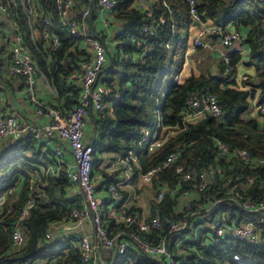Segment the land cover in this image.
Segmentation results:
<instances>
[{"label":"trees","instance_id":"16d2710c","mask_svg":"<svg viewBox=\"0 0 264 264\" xmlns=\"http://www.w3.org/2000/svg\"><path fill=\"white\" fill-rule=\"evenodd\" d=\"M4 1L9 3L26 44L37 57L40 67L47 73L59 95L67 96L68 102L74 103L80 90L75 85L68 86L66 78L73 70H77L76 64L80 55H83L80 62L86 60L83 51L72 50L81 37L69 34L61 22L55 0H32L40 29H44L41 16L50 15L52 24L49 30L57 34L61 41V47L52 64L45 66L46 61L32 43L28 14L21 0ZM118 1L113 12L117 19L125 23L124 31L121 35L118 33L115 54L110 57L107 55L108 60L112 59L111 67L103 69L98 76V82L106 84L109 90L105 100L110 103L113 115L93 117L95 131L99 133L98 141L93 143L94 154L97 149L121 151L124 155L131 150H138L142 128L147 127V120L152 119L151 113H147L148 103L155 102V98L162 96L163 104L160 109L164 123L182 127L184 111L191 98L200 93H213L217 95L222 107L220 118L206 114L203 119L188 123L185 129L176 130V135L167 140L157 152L147 154L146 151H139L143 172L163 163L171 152H180L178 158L152 180L156 187L163 188L167 185L168 190H176L177 194L164 195L152 215L159 212L164 231L182 215L175 212L173 207L177 203L178 192L189 188L193 182L180 184L182 188L177 190V166L182 165L195 174L212 166L217 170L215 183L195 200L193 209L209 205L210 221L220 212L227 216L229 222L240 224L250 221L253 215L234 203L223 200L213 205L212 202L225 197L227 188L233 186L230 184L233 180H236V189L244 197L263 199L264 163L252 166L239 159L227 160L220 155L215 142L217 140L232 148H240L251 157L264 161V113L259 114L263 118L262 123L258 118L248 116L253 100H264V10L259 7L258 0H197V12L203 22H213L223 31L229 28L244 31L248 52L244 57L231 53V63L238 65L241 60H245V66L254 67L255 76H249L246 81H237L234 73H226L225 66L221 63L217 77H210L207 73L198 77L191 75L180 84L176 78L183 68L189 30L193 26L187 1L159 0L151 16L133 9L134 0ZM161 18L165 22H160ZM156 24L159 25L154 34H151L149 29ZM2 26L3 21L0 20V27ZM145 49L147 52L142 59L134 61L132 58H121L122 54L144 53ZM35 145L30 135L3 145L0 149V177L9 174L12 177L22 175L28 179L34 166L26 153L32 152L34 155ZM245 176L255 179L249 187L244 185ZM67 182L64 175L59 180H51L45 190L47 196L35 198V206L30 209L28 217L22 223V232L26 239L23 247L18 250L12 248L11 237L19 211L26 201L28 187L22 191L18 201L0 211V264H80L81 252L75 238L66 237L55 243L46 238L49 224L68 217L71 210L78 206L64 199V186ZM131 230L137 231L134 226ZM163 234L157 231L152 235L143 234V237L148 241L158 242ZM262 239L263 243L260 245L241 243L229 237L205 246L199 242L192 245L203 252L208 264H237L233 260L235 254L243 258V264H264V230ZM174 248L172 242L170 249L177 257ZM134 251L136 252H129L137 264H162L148 257L136 256Z\"/></svg>","mask_w":264,"mask_h":264},{"label":"built area","instance_id":"2783aa9c","mask_svg":"<svg viewBox=\"0 0 264 264\" xmlns=\"http://www.w3.org/2000/svg\"><path fill=\"white\" fill-rule=\"evenodd\" d=\"M189 5L190 14L192 16L193 25L198 27V32L193 38V46L206 47L204 38L219 35L221 46L224 48L222 52V62L225 66L226 73H234L237 81H246L249 79L247 74L239 76L237 65L231 62V53H238L245 56L248 52V46L244 42V31L229 28L223 31L213 22H203L197 12V0H186ZM23 8L28 14V21L31 28V40L36 46L38 52L43 56L48 65L52 64L54 57L61 47V41L57 34L51 32L49 27L52 24L50 15L42 17L44 29L39 39L34 34L33 23L37 19V11L32 4V0H21ZM118 0H98L97 6L104 11H114L117 7ZM259 7L264 10V0H258ZM55 6L60 16L61 22L67 28L72 36L85 33L86 23L83 18H88L92 14L91 7L81 12L82 19L79 20L73 16L74 11L79 4L76 0H55ZM12 10L8 2L0 0V15L4 16L11 25L12 40L8 45V69L9 72L23 79L27 93L33 102L38 103V114L49 118L47 125H36L33 123H22L15 116L4 115L0 113V143L4 139L14 138L21 139L24 136L31 135L34 139L46 144L54 153L56 162L63 170L64 176L71 185L78 190L79 197L82 198L80 206L74 207L68 219L71 221L85 220L90 221L93 226L94 242H90L87 237H73L77 241L78 248L81 252L80 264H114L106 263L102 259L101 249L112 251L113 257L120 256V264H134L132 258L128 256L129 251L136 250L142 255V258L148 257L157 260L162 264H208L207 258L203 252L195 249L189 261L177 262V257L170 249L171 243L182 235V233L194 228L195 218L199 214L209 212V205H201L196 210L193 209L195 200L199 199L201 194L209 189V186L215 183L216 168L210 166L206 170L195 174L188 171L184 166H177L175 173L177 176V190L182 188L180 184L193 182L189 188H183L180 193L186 198L183 205L182 215L176 221L172 222L169 229L164 231V225L159 212L154 213L147 221L139 225L138 231L120 230L114 232L113 226L119 222L120 218H127L128 226L130 218L128 215L129 201L119 182H112L107 186V192L111 198V202L107 203L99 196L97 188L93 180V171L95 167L94 147L92 143L86 141L87 119L94 112L97 116L106 114L112 116L109 110L106 97L108 91L100 86L98 76L100 72L107 66L109 60L107 56V48L100 39L91 41L92 55L82 65V90L79 102L67 113L63 114L56 108L40 104L36 97V85L39 77L42 75L41 68L36 61L31 48L26 44L21 27L12 15ZM148 16L152 12L147 13ZM160 22H165L164 18ZM154 28L149 29L154 34ZM108 27V23H106ZM123 29L118 33L123 34ZM147 32V29L144 28ZM202 107L200 110L199 108ZM260 113H264V100H253L248 111V116L258 118L262 123L263 118ZM206 114H211L215 118L222 116V107L217 95L213 93H200L194 95L187 103L184 111L182 127L169 126L163 121L161 109H156L154 120L147 122V127L142 128V137L139 145L144 146L147 154H153L161 149L167 140L176 135V130L185 129L187 124L199 121ZM70 151L73 163L69 164L63 160L65 147ZM219 153L222 157L228 159H239L245 164L261 165L263 160L253 158L251 155L240 149L232 148L229 144L221 141L215 142ZM179 151L171 152L167 159L158 166H155L147 172L141 173V181L150 183L153 178L159 175L164 169L168 168L179 156ZM125 160H138L135 158L134 152L129 151L128 155H116L115 162L121 163ZM4 179L0 180L3 181ZM238 180V179H237ZM255 179L252 176H245L244 185L251 186ZM232 187L227 188L225 197L216 199L213 205L221 203L223 200L234 203L243 210L252 214L250 221L240 224L234 221H228L227 216L220 212L211 219L212 232L210 237L216 242L227 237L241 243H250L260 245L263 243L262 231L264 230V198L253 200L244 197L242 193L236 189V180L230 182ZM2 185V184H1ZM0 187L2 188L3 186ZM21 186V179L15 177L10 186L0 191V207H3L8 198L11 197ZM35 179L31 178L28 184V195L25 203L21 207L17 216L15 228L12 232L11 246L14 250L23 247L25 237L22 232V223L28 217L29 211L35 206L36 195L46 188V184H40L36 189ZM164 191L159 192L157 200L159 203L164 198ZM121 216V217H120ZM164 233L158 242L148 241L143 234L152 235L154 232ZM187 234V233H186ZM49 237V229L47 228L46 238ZM192 242V238H188ZM192 248V243H188ZM233 260L237 264H243V258L235 254ZM118 264V263H117Z\"/></svg>","mask_w":264,"mask_h":264},{"label":"crops","instance_id":"0c3cea01","mask_svg":"<svg viewBox=\"0 0 264 264\" xmlns=\"http://www.w3.org/2000/svg\"><path fill=\"white\" fill-rule=\"evenodd\" d=\"M79 4L78 8L74 11L73 16L77 19L81 20V12L85 10L88 7H91L92 14L88 18H83L86 27H85V33L79 34L77 36L81 37L78 43L75 45V47L72 48V50L75 52L78 50V52H84L86 60L90 58L92 55L91 50V41L95 38L100 39L104 46L107 48V55L110 57V55H114L116 52V46L118 44V38L119 36L118 31L124 28V22L117 19L115 16V13L112 11H104L98 8L97 1L95 4H92L93 0H76ZM159 0H134L132 3V8L135 10H138L142 13H148L152 12L154 6L158 3ZM40 13V12H39ZM43 15V13H40ZM0 20L3 21V26L0 27V113L4 115L9 116H15L19 119L22 123H33L36 125H47L49 123V118L44 115H39L38 110V103L33 102L30 99L29 93H27V90L25 88L23 79L18 76H14L9 72L8 69V47H5L6 42L9 43L12 38V31H11V25L7 21V19L0 15ZM106 23H108V27L106 26ZM34 28V34L37 39H39V35H41L42 30L40 29V26L37 23V19L33 23ZM198 32V27L191 26L189 30V36H188V43H187V49L185 52V61L183 64V68L179 75L177 76L176 80L178 83L182 84L185 82L191 75L194 76H200L202 75V71L199 69L197 63L194 62L193 56L196 54L199 55V53L207 52L210 55L209 61L207 63L206 73L209 75L211 74V77H217L218 72L220 70V64L223 63L221 56L222 52L224 51V48L221 46L220 40L218 37H206L204 38V42L207 44L206 47H196L193 46V38L196 36ZM9 45V44H8ZM138 47H140V44H138ZM33 52V51H32ZM147 52V49H145L144 53H133V55H126L122 54L121 58H127V59H133L134 61L137 59H142L145 56V53ZM35 57V56H34ZM83 55L79 57L80 60H82ZM36 61L39 64V61L37 60V57H35ZM79 62L76 64L78 66L77 70H73L71 75L66 78V83L68 86L75 85L78 87L79 95L75 99L74 103H69L67 96H60L59 92L57 91L56 87L54 86L51 79L48 77L47 73L42 71V75L39 77L38 83L36 85V97L40 104H43L45 106L53 107L61 111L63 114L67 113L73 106L78 104L80 93L82 90V82H81V75H82V65L86 60H83L82 62ZM245 60H241L240 63L237 65V72L239 76H243L244 74H247L250 77L255 76V69L253 66H245ZM201 63V62H200ZM206 63H202L201 65L204 66ZM40 66V65H39ZM45 66H48L47 63H45ZM75 64H72V68H74ZM100 86L102 88L107 89L106 84L100 83ZM164 95V94H161ZM70 96V95H69ZM162 98L158 97L155 98V102H149L147 113H151V109L154 110V117L156 113V109L158 107H161L163 102ZM109 110L112 111L110 103H108ZM94 116L96 114L92 112L88 119H87V129H86V141L89 143L97 142L99 139V133L95 131V122H94ZM154 118L147 120L148 122L153 121ZM29 136V135H27ZM31 136V135H30ZM25 137V136H24ZM32 137V136H31ZM32 139L35 142V150L36 153L33 155L32 152H27V156L32 159L31 165L34 166V171H31L29 174V178L25 179V176L22 175H16L13 176L9 174H3L0 177V180L4 179L3 181H0V185L3 186L0 187V191H2L3 188L10 186L12 184V181L15 177H18L21 179V186L19 189L8 198L7 202L3 207H0V211L7 205H10L16 201L19 200L22 191L25 189V187H28L27 184H29V180L31 178L35 179L36 183V189L39 188L40 184L44 183L46 184V188L44 191L40 192L37 196H41L42 198H45L47 195L45 193V190L49 187L51 180H59L64 175L63 170L60 166V163L58 164L56 162L54 153L52 150L46 146L45 143L36 140L32 137ZM16 139L14 138H7L1 141L0 143V149L3 145L8 144L10 142H14ZM65 147V154L63 156V160L66 161L69 164L73 163V158L70 153V151ZM97 151V150H96ZM134 152L135 158L138 160H125L121 163H116L115 158L116 155H124L123 153H117L112 155L111 153H108L105 155L108 160L111 159V163L108 162L105 169L102 171L101 175H98L97 172H95V169L93 171V180L95 183V186L97 188V192L100 197H102L107 203L111 202V198L107 192V186L112 182H119L123 188V191L125 192V195L129 201V211L128 215L130 218V224L128 226V220L127 218L121 217L119 222L113 226L112 229L114 232H119L121 229H127L131 230V228L134 226L136 227V230H139V225L147 221L151 216L154 208L159 205L160 203L157 200V196L159 192L164 191L165 195H171L174 196L177 194L175 192L176 190L170 191L168 190V186H164L163 188L156 187L151 181L150 183H143L141 180V185L136 189H131L130 184V178L129 176H121L118 174L116 170H114L115 165H124L131 166L135 165L137 168L142 171L141 167V161L139 157V151L143 152L146 151L144 146H141L138 144V150L134 149L131 150ZM114 152V151H112ZM96 153V152H95ZM128 155V154H126ZM124 155V156H126ZM95 159V154H94ZM31 168H28V170ZM141 179V178H140ZM69 182V181H68ZM64 186V199L69 202H74L78 206L82 203V198L79 197L78 190L76 187L68 183ZM128 190V191H127ZM59 194V192H58ZM177 197V203L173 207L174 211L177 213L183 212V205L186 202V198L180 195ZM195 227L185 232L183 235L178 237L173 244L175 245L174 251L177 253V262H186L190 260V257L197 249L198 247L193 245L191 248L188 243L196 244V242L201 243L203 246L212 243L213 242L210 233L212 232V225L210 222V218L208 215V212L199 214L198 217L195 218ZM49 237L48 239L55 243L58 240H61L66 237H87L90 242H94V233H93V226L90 221L85 220H78V221H71L67 217L64 218L61 221H55L49 224ZM187 233V234H186ZM24 235V234H23ZM25 237V235H24ZM188 238H192V242L189 241ZM26 239V237H25ZM135 252V251H134ZM131 252H128V256H130L134 262L136 263V260L130 255ZM136 256L142 257V255L139 252H135ZM101 256L102 259L105 260L106 263H114V264H120L121 257H113L112 251L108 249H101ZM118 261V262H117Z\"/></svg>","mask_w":264,"mask_h":264},{"label":"rangeland","instance_id":"374dc122","mask_svg":"<svg viewBox=\"0 0 264 264\" xmlns=\"http://www.w3.org/2000/svg\"><path fill=\"white\" fill-rule=\"evenodd\" d=\"M1 44V43H0ZM8 44L6 42L5 47H8ZM210 55L207 52H202L196 54L195 56H193L194 62L197 63L199 69L202 71V73H206V69L207 68V63L209 61ZM201 62V63H200ZM206 63L204 66H202V63ZM162 97V96H160ZM151 118H154V110L153 108L151 109ZM108 153H111L112 155L117 154V153H122L121 151H114V152H109V151H102L100 149H97L96 153H95V172L98 173V175L102 174V171L105 169L106 165L108 162L111 163V159L108 160V158L105 156ZM114 170H116L118 172V174L121 176H129L130 178V184H131V189H136V188H140L138 187L141 185V171L137 168V166L135 165H131L129 166H124L123 164L121 165H115L114 166ZM138 185V186H137ZM128 191V190H127Z\"/></svg>","mask_w":264,"mask_h":264},{"label":"water","instance_id":"95a60500","mask_svg":"<svg viewBox=\"0 0 264 264\" xmlns=\"http://www.w3.org/2000/svg\"><path fill=\"white\" fill-rule=\"evenodd\" d=\"M96 0H93L92 4H95ZM211 37H219V35H212ZM112 65V59H109V64L104 68V69H108L110 68ZM209 76L211 77V74H209ZM200 110L202 109V107L199 108Z\"/></svg>","mask_w":264,"mask_h":264}]
</instances>
